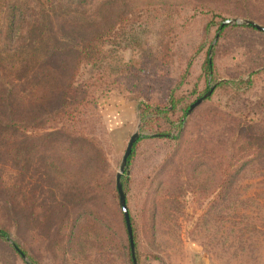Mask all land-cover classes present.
<instances>
[{"label":"trees","instance_id":"trees-1","mask_svg":"<svg viewBox=\"0 0 264 264\" xmlns=\"http://www.w3.org/2000/svg\"><path fill=\"white\" fill-rule=\"evenodd\" d=\"M0 1L9 2L4 9L0 6L6 11L1 13L4 21L0 27V194L5 196L0 209L8 201L5 205L10 211L22 209L27 225L48 226L49 247L59 259L68 258L78 241L91 233L121 244L128 263L133 264L116 179L104 149L109 132L97 99L99 93H106L100 90L103 84L112 81L133 99H141V130L149 132L135 142L121 178L137 264L160 262L161 258L140 248L132 190L147 194V205L139 209L141 218L149 216L155 242L154 220L162 199L149 201L153 194L148 193L165 197L162 192L167 181H159V177L182 149L192 148L197 155L191 169L195 177L201 169L218 171L223 185L219 193L232 188L237 174L263 164L264 67L253 71L246 63H236V58L230 66L218 67L217 59L227 31L264 32L246 23L224 26L227 13L208 6L218 1L239 5L243 0ZM132 18L137 20L129 30ZM200 18L206 20L202 39L182 64L174 56L181 42L176 30L170 31L172 40L167 44L150 47L137 39L134 28L141 29V19H152L180 21L179 27L184 29ZM211 35L213 46L205 43ZM121 36L132 43L128 60L115 52L122 45L118 43ZM239 66L245 70L236 72ZM205 96L204 103L217 105L207 116L227 118L219 122L230 136L218 133L216 142L242 146L238 154L221 151L212 159L206 139L186 138L190 119L199 110L190 113L191 107ZM163 148L169 152L151 168ZM233 156L239 157L238 164L233 165ZM8 166L20 167L23 179H18L19 187L4 184ZM30 172L42 179L43 197L37 205L33 203L35 190L28 191ZM154 179L159 182L157 190H151ZM9 239V231L0 228V246L22 264L27 260L38 264L26 246L11 244Z\"/></svg>","mask_w":264,"mask_h":264},{"label":"rangeland","instance_id":"rangeland-1","mask_svg":"<svg viewBox=\"0 0 264 264\" xmlns=\"http://www.w3.org/2000/svg\"><path fill=\"white\" fill-rule=\"evenodd\" d=\"M176 2L185 1L176 0ZM7 5H9L8 1H0L3 9ZM208 6L224 10L227 13L226 20H237L239 23L236 25L252 20L253 23L264 27V0H243L239 5L218 1L216 5ZM3 9H0V27L4 21L1 15L5 11H2ZM133 12L138 16L136 11ZM150 15L146 13V16L150 17ZM136 20L137 18H132L129 30ZM140 22L142 24L140 30L137 25L134 27L139 33L137 39L150 47H158L159 43L167 44L172 40L170 31L176 30L181 42L175 49L174 56L179 57L182 64L197 49L203 36L206 20L200 18L184 29L179 27L180 21L174 20L153 22L152 19H145L143 22L141 19ZM212 37L211 35L205 42L207 45L215 44ZM121 42V47H116L115 52L124 55L128 60L133 54L132 43L128 38L125 41L122 36L118 38V43L121 44ZM220 50L222 53L217 59L218 67L230 66L232 58H236V63H246L251 66L253 71L264 67V35L240 29L227 31ZM89 70L91 71V67ZM244 70L245 68L239 66L236 72ZM101 84L99 83L100 87ZM102 88L104 89L100 90L106 93H99L97 99L109 132V137H105L104 149L116 179L130 138L135 133L139 136H149V132L141 130L142 118L139 112L141 99H133L130 94L123 91L121 86L113 84L112 81L103 84ZM203 103L190 119L186 138L196 141H200L199 138L206 139L208 141L206 143L210 144L212 159L221 151L238 154L236 152L242 146L234 147L230 143L221 145L216 142L218 133L226 132L227 135L224 136H230L228 130H223L225 124L220 125L219 122H226L227 118L207 116L209 111L217 108V105L211 102ZM232 149L235 152H232ZM160 151L159 157H162L153 159L151 168L158 166L160 159L169 152L164 148ZM193 153L192 148L182 149L180 157L173 159L172 165L165 168V174L159 177V181H167L162 192L165 197L151 192L152 189L157 190L159 187V182L155 179L153 185H156L152 186L149 191L151 193H148L153 194L149 196V201L156 197L162 199V205L154 220L155 242L149 231L151 226L149 216L145 215V218H141L142 213L139 209L147 205L145 204L147 194L139 195L136 189L132 190L131 197L134 203V216L138 222L140 248L161 256L160 262L144 261L143 264H189V261L202 257L213 264H264V162L248 169L244 174H237L236 179L232 178L233 183L230 185L232 188L228 192L219 193L218 188H222L223 185L219 182L220 176L217 177V170L216 173L215 170L211 173L201 169L197 177L191 174L197 158V155ZM238 159L239 157L233 156V165L238 164L240 160ZM11 166L6 168L7 173L3 177V182L8 185L7 188L14 185L19 187L18 179H23L21 169L16 166L11 168ZM225 166L229 168L228 165ZM28 178L31 179L28 191L35 190L33 203L37 205L43 197L39 188L42 186V179L39 180L36 172L34 174L30 172ZM149 185L150 183H147L148 187ZM15 196H17L16 190ZM4 197L0 194V202ZM138 199L140 203H137ZM3 202L1 203L3 208L0 209V228L9 231L11 244L18 242L26 246L38 264H129L121 244L109 243L91 233L85 234L78 241L68 258L59 259L50 250L48 226H40L36 223L27 225L26 220L22 218V209L16 207L14 211H10V206L5 205L8 201ZM75 215L73 214V217ZM0 264L22 263L2 245L0 246ZM23 264L31 263L27 260Z\"/></svg>","mask_w":264,"mask_h":264},{"label":"water","instance_id":"water-1","mask_svg":"<svg viewBox=\"0 0 264 264\" xmlns=\"http://www.w3.org/2000/svg\"><path fill=\"white\" fill-rule=\"evenodd\" d=\"M236 23H239V22L237 20H228L223 25L225 26V25L236 24ZM245 23L247 25L253 26L255 29H257L259 31L264 32V27H262V26H260V25H258L256 23H253V22H250V21H246ZM209 95H210V93L207 96H209ZM207 96H205L204 98L198 100L191 107L190 113L192 111H194L197 107H199L204 102V100H205V98ZM138 138H139V134L138 133H135L130 138V141H129L128 145H127V148H126L123 160H122L120 171H119V173L116 176V186H117V189H118V192H119L120 203L122 205V210H123V213H124V216H125V222H126L127 229H128V234H129V239H130L131 256H132L133 264H137L136 249H135V244H134V240H133V232H132V227H131V222H130V216H129L128 208L126 206L125 193H124V190H123L121 178H122L123 174L126 171L128 158L130 157V155L132 153L133 146H134V144H135V142L137 141ZM23 258L25 259L24 255H23Z\"/></svg>","mask_w":264,"mask_h":264},{"label":"crops","instance_id":"crops-1","mask_svg":"<svg viewBox=\"0 0 264 264\" xmlns=\"http://www.w3.org/2000/svg\"><path fill=\"white\" fill-rule=\"evenodd\" d=\"M106 122V121H105ZM161 258V256H159ZM153 263L158 262V261H152ZM160 264V263H159ZM189 264H213L206 258L202 257L200 259H195L193 261H189Z\"/></svg>","mask_w":264,"mask_h":264}]
</instances>
